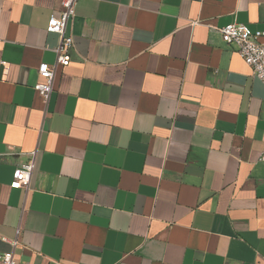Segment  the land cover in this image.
<instances>
[{"label": "crops", "instance_id": "crops-1", "mask_svg": "<svg viewBox=\"0 0 264 264\" xmlns=\"http://www.w3.org/2000/svg\"><path fill=\"white\" fill-rule=\"evenodd\" d=\"M60 1L0 0V254L264 264V85L218 31L264 33V0H77L55 66Z\"/></svg>", "mask_w": 264, "mask_h": 264}, {"label": "built area", "instance_id": "built-area-1", "mask_svg": "<svg viewBox=\"0 0 264 264\" xmlns=\"http://www.w3.org/2000/svg\"><path fill=\"white\" fill-rule=\"evenodd\" d=\"M76 2L77 0H61V11L58 15L51 14L47 22L46 33L56 34L59 37V44L54 50L55 66H68L71 61L70 52L74 47V40L71 35L65 34V29L75 15ZM218 31L222 42L237 47L239 57L251 69L252 75L264 85V45L259 41L264 33L252 32L246 26L236 23L228 24ZM55 66L50 67L43 63L37 68L39 82L35 84L34 90L45 102L52 91ZM28 155V160L15 168L10 188L28 189L35 168L36 151ZM259 160L264 162V148ZM11 244L14 247L17 241L14 240ZM0 264H17L13 251L0 254Z\"/></svg>", "mask_w": 264, "mask_h": 264}]
</instances>
